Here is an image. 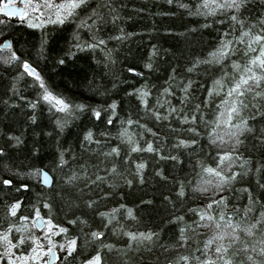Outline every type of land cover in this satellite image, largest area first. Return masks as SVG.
<instances>
[{"label":"snow or ice","instance_id":"1","mask_svg":"<svg viewBox=\"0 0 264 264\" xmlns=\"http://www.w3.org/2000/svg\"><path fill=\"white\" fill-rule=\"evenodd\" d=\"M168 2L172 3L173 0ZM94 3L93 7L90 0H0V64L18 66L19 71L12 77L9 91L26 108L33 110L29 120L35 122V111L42 103L49 113L58 114L54 123L60 132L85 111H90L91 117L97 121L102 118L103 113L107 116V125L114 123L113 117L117 114L115 99L107 105H93L56 92L27 58L29 51L43 57L46 50H52L55 65L60 67L73 61L77 53L89 50L95 53L99 50L104 55L106 68L109 62L114 63L113 50L106 47L107 40H127L133 34L120 29L115 36L104 37L101 34L103 27L109 17L113 23L119 19L118 11L114 0H94ZM177 3L178 7L187 9L190 16L205 19L200 27L220 25L217 29L218 39L203 58L194 57L184 67L183 73L172 66L154 103L150 100L152 93L147 82L129 88L126 95L136 96L144 116L135 121L131 116L121 118L119 130L114 135L120 144L127 146L123 162L125 172L129 168L131 171L126 175L120 170L118 161L122 155L121 147L102 143L96 139L97 134L92 128L83 131L79 144L82 152L86 151L97 157L95 165L87 162L77 164L73 148H64L62 145H58L51 161L52 168L61 172L69 167L70 162L74 165L70 173H64L63 184L75 189L79 199H72L62 191H54L53 195L59 197L68 210L79 209L82 204L84 209L100 219L101 226L93 227L83 211L73 215L71 219H67L66 215L69 225L78 223L81 226L79 234L69 235L68 227L55 223L52 219L50 195L39 193L40 199L30 205V215H20L18 210L23 207L22 201L13 198L5 203L4 218H0V264H61V258L65 264L68 260L74 261V264H106V251H120L125 257L129 251L138 252L141 248L151 251L159 244L164 227L172 225L176 226L175 240L167 247L161 246L164 251L189 248L190 241L196 247L189 252L177 251L176 257L169 259L167 264H264V199L259 194L253 196L247 185H242L233 192V187L241 176L255 174L262 177L264 174V164L257 161L253 172L251 157L239 151L240 146L245 143V134H255L253 122L257 118L264 121V13L258 20L245 17L243 13L248 0H196L194 6L180 0ZM14 23L24 25L26 29L40 30L39 39L36 40L32 33L9 35L8 25ZM70 23L75 27L70 38L63 41L60 35L62 26ZM49 25L52 26L51 29L47 27ZM82 30L87 31L86 38L81 36ZM62 41L67 44L66 48L58 47ZM157 54V46L152 45L149 62L144 63L145 69L153 70L151 59ZM237 55L242 59L234 58ZM213 68H219V73L201 83L199 78L202 75L207 77L208 71ZM127 71L142 76L133 67H129ZM26 78H31V81ZM21 84L32 89L35 97L29 98L21 94L18 91ZM112 87L115 88L116 84L113 83ZM95 92L100 96L106 94L100 91V86H97ZM177 100L178 103H175ZM4 103L14 106L16 100L10 97ZM209 109L213 112L211 119H208ZM144 118L154 120L157 124L167 122L168 130L173 133V142L168 145L167 136H161L147 123H141ZM173 119L178 121L177 127H173ZM133 125L139 131H133ZM100 135L107 138L113 133L103 131ZM205 136L208 145L217 149L215 163L208 164L197 158L196 182H178L175 190L178 198L187 199L190 184L194 193L205 197V203L193 204L181 211L176 207L171 193L163 195V200L174 211L155 231L151 227L134 228L125 223L128 220L137 221L134 208L150 212L154 204L152 199H140L139 204L134 207L125 203H117L109 208L98 207L101 201L110 199L113 195L112 191H104L102 188V195L93 193V189L99 185L107 184L110 189H114L117 187L115 178H119L132 186L134 179L129 178L130 176L138 179L140 184L145 182L146 163L143 159H133V153H152L159 159L180 163V156L176 153L181 149L192 150L190 155L198 156V152L202 151L201 140ZM7 137V148L0 146V161L5 159L8 149L22 143L19 135L9 132ZM254 138L257 144L264 146V126ZM141 140L144 142L141 143ZM166 146L167 155L164 151ZM211 147L206 155L210 154ZM31 151L34 153L39 149L33 148ZM68 153H72L71 157ZM46 167L47 165L43 168L29 167L27 171H20L12 170L8 164H4V168L13 176L36 180L42 177L43 186H50L51 191L55 189L56 178L50 176ZM89 169L94 171L90 172ZM154 171L156 176L166 179L159 168ZM2 183L5 186L13 185V180L3 179ZM81 183L82 187L79 186ZM257 184L264 191V183L260 179H257ZM21 189L27 190L29 185L21 182L16 189L17 193ZM85 190L91 194L88 199H83ZM236 194H247V203L243 204L242 210L240 204H237L235 210L225 211L229 207V197ZM41 203L44 209H48L47 216L42 215V209L37 206ZM214 206H221L218 213ZM119 216H123L124 222L118 219ZM110 227L114 235L126 238L127 242L122 249L112 242H105ZM203 228L210 229V235L201 242L198 237L202 235L200 229ZM37 229L38 233L35 231ZM81 246L93 250L77 255ZM125 264L135 262L126 260Z\"/></svg>","mask_w":264,"mask_h":264},{"label":"trees","instance_id":"2","mask_svg":"<svg viewBox=\"0 0 264 264\" xmlns=\"http://www.w3.org/2000/svg\"><path fill=\"white\" fill-rule=\"evenodd\" d=\"M180 2L194 6L196 0H180ZM114 3L119 19L113 23L109 17L101 34L104 37L115 36L120 29H123L125 33H132L133 35L128 37L127 40H107L106 47L113 50L112 61H114V63L109 62L107 68L104 63V55L99 50H96L95 53L90 50L77 53L73 61H70L66 66L60 67H56L55 65L52 50H46L43 57H38L34 51H29L27 57L41 72L49 86L56 92L93 105H107L112 99H115L117 101V114L113 117L114 123L112 125L106 124L107 116L105 114L102 113V118L97 121L91 117L90 111H85L79 114L63 132H60L54 123L58 114L49 113L42 103L35 111V122L29 120V117L33 115V110L26 108L24 103L9 91L12 77L19 71L18 66L13 65L8 67L0 64V146L7 148V133L9 132L22 138V143L12 149H8L7 156L4 160L0 161V218H4L5 203L13 198L21 199L22 201L23 207L18 210L19 214L30 215L32 212L30 205L34 204L37 199H40L38 194L43 192L51 197L52 219L55 223L68 227L69 235L80 233L81 226L78 223L69 225L67 219H71L73 215L79 214L81 211L85 212L93 227L101 226L102 222L100 219L95 217L91 211L84 209L82 204L79 209L73 208L72 210H68L63 206V201L53 195L54 191H62L72 199H79L75 189L63 184L64 173H70L74 165L70 162L69 167L63 169L62 172L52 168L51 161L57 152L58 145H62L64 148L72 147L77 157V164L87 162L88 164L95 165L97 157L86 151L82 152L79 144V137L82 136L83 131L87 128H92L97 134L96 139H99L102 143L119 145L121 147L122 155L118 162L121 172H125L123 155L127 154V146L120 144L114 134L119 130L121 118L127 119L131 116L135 121L144 116L136 96L126 95L129 88L137 87L147 82L152 93L150 100L154 103L157 92L167 79L171 67L176 66L177 71L183 73L184 67L194 57L200 56L203 58L215 46L218 39L217 29L221 27L220 25H213L207 28L200 27V25L205 23V19L203 17L190 16L187 9L178 7L177 0H173L172 3H169L168 0H114ZM90 5L95 6L94 0H90ZM262 13H264L262 0H248L246 10L243 13L245 17H248L249 20H258ZM47 27L51 29L52 26L49 25ZM62 27L63 31L60 35L63 37V41H67L75 25L70 23ZM224 27H227V25H224ZM13 28L15 31H13ZM18 33H32L36 40L40 36V30L26 29L24 25L18 23L8 25L9 35L14 36ZM81 36L86 38L87 31L82 30ZM63 41L58 47H67V44L63 43ZM152 45L157 46L158 54L151 59L154 65L153 70H148L144 68V63L149 62V50ZM234 58L242 59L240 55ZM129 67L135 68L138 72L142 73V76L129 73L127 71ZM201 71L203 72V69ZM219 71V68L210 69L207 77L202 75L199 78L200 82L203 83L205 79H210L212 76L218 74ZM194 78L196 77L194 76ZM26 79L29 82L31 81V78ZM113 83L116 84L115 88L112 87ZM97 86H100V91L106 92V94L103 96L97 95L95 92ZM18 91L29 98L35 97L32 89L24 84L18 87ZM10 97L16 100L14 106L11 103L8 105L4 103ZM200 98H203L202 94H200ZM174 102L178 103V100ZM207 111L208 119H211L213 112L211 109ZM141 123H147L149 127H152L161 136H167L168 145L173 142V133L168 130L166 126L167 122L157 124L154 120L144 118L141 119ZM172 123L173 127L178 126V121L173 119ZM253 124L255 134H258L261 127L264 126V121H260L257 118ZM131 128L133 131H139L136 125L131 126ZM200 128L203 132L204 128L202 125ZM103 131L111 132L113 135L106 138L100 135ZM45 133L49 135H45ZM255 134H245V143L239 149L243 155L251 157L250 166L253 172L255 171L257 161L264 164V158H262L264 157V146L256 143ZM57 137H59V140ZM140 142L143 143L144 141L141 140ZM201 146L202 151L198 152V156L190 155L192 150L181 149L177 152L176 154L180 156V163L168 159H159L152 153H133V159H143L146 163L144 170L145 182L140 184L138 179L130 176L129 178L134 179L132 186H128L119 180V178H115L117 187L114 189H110L107 184L99 185L93 189V193L102 195L100 191L102 188L104 191H112L113 195L110 199L101 201L98 207L109 208L117 203H125L129 207H134L139 204L140 199H152L154 204L150 212L134 208L135 215L138 218L137 221L128 220L125 223L131 224L134 228L147 229L151 227L155 231L162 226L165 219L170 218V214L174 211L172 206L163 200V195L171 193L173 200L176 202V207L181 211H184L186 207H190L193 204L205 203V197L199 193H194L191 190L190 184L188 185L187 199L178 198L175 191L178 187V182H185L186 184L189 181L192 184L196 182V171L198 169L195 168V161L197 158L202 159L208 164L215 163V152L217 149L208 145L206 136L202 138ZM210 147L211 152L206 155V153H209ZM33 148H38L39 151L33 153L31 151ZM164 151L167 155V146ZM71 155L72 153H68L69 157ZM100 158L102 159L103 157ZM4 164H8L12 170L19 169L20 171H27L29 167L43 168L47 165L45 170L49 172L51 177L56 178L55 189L49 191L50 187L42 186L40 181L36 179L13 176L8 169L4 168ZM156 168H159L163 172L166 179L155 175L154 170ZM89 171H94V169H89ZM130 171L131 169L129 168L128 172ZM128 172H125V174L127 175ZM3 179H12L13 185H3ZM257 179H260V182L264 183V174H262V177H257L255 174L241 176L239 181L234 185L233 192L242 185H247L251 188L253 196L259 194L261 199H264V191L259 189ZM21 182L27 183L29 189H21L17 193L16 189L19 188ZM79 186L82 187V183ZM89 195L91 194H88L87 190H85L83 199H88ZM245 203H247V194L231 195L228 200L229 207L225 211L235 210L237 204H240L242 210ZM37 206L42 209V215H48V209H44L42 203ZM214 208L218 213L221 206H214ZM191 218V214H189V219ZM118 219L124 222L123 216H119ZM85 231H87V228H85ZM200 232L202 235L198 239L201 242L210 235V229L207 228L200 229ZM175 236L176 226H165L159 244L153 247L151 251L141 248L138 252L129 251L127 257L120 251H106L105 262L106 264H125L126 260H131L135 264H167L169 259L176 257L177 251L181 253L189 252L191 248L196 247L190 241L189 248L164 251L161 246L167 247L169 243L175 240ZM105 242H112L122 249L127 240L123 236L114 235L110 227L107 230ZM80 243L83 245V240ZM94 248L95 245H93ZM93 249H85L81 246L77 255L86 254ZM61 264H65L63 258H61ZM66 264H74V261L68 260Z\"/></svg>","mask_w":264,"mask_h":264},{"label":"water","instance_id":"3","mask_svg":"<svg viewBox=\"0 0 264 264\" xmlns=\"http://www.w3.org/2000/svg\"><path fill=\"white\" fill-rule=\"evenodd\" d=\"M39 181H40V184L43 186V184H42V177L39 179ZM44 187H50V186H44ZM37 231H39L38 229H37Z\"/></svg>","mask_w":264,"mask_h":264}]
</instances>
